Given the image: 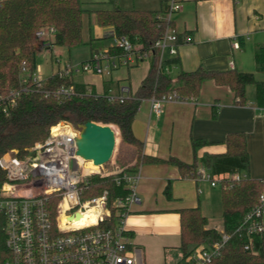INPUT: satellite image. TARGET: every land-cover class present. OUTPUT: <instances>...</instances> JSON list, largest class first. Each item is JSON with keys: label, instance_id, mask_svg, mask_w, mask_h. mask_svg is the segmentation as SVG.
I'll return each instance as SVG.
<instances>
[{"label": "trees", "instance_id": "trees-1", "mask_svg": "<svg viewBox=\"0 0 264 264\" xmlns=\"http://www.w3.org/2000/svg\"><path fill=\"white\" fill-rule=\"evenodd\" d=\"M110 1L112 8L95 10L97 24L113 27L115 35L125 36L138 49L149 51L150 68L138 89L123 102L110 100L106 95L97 96L94 91H88L84 84L76 82L72 76L55 73L46 79L42 87L23 93L8 116L0 115V157L12 149L25 152L36 142L43 141L50 128L61 121H67L76 127L95 121L115 125L122 141L138 148L139 156L135 163L123 165L127 172H137L146 163H170L179 168L183 178L197 179L200 167L222 177L235 172L244 173L247 177L240 181L221 183L222 231L208 227V218L199 206L181 209L182 258L176 263L165 264H189L188 259L197 248L214 245L221 240L223 233H228L231 237L223 247L221 256L210 264H264V236L256 237V252H252L245 249L247 237L236 232L245 212L258 202L263 188V181L251 178L248 173L250 154L246 134L229 133L226 138L227 150L224 152L205 151L200 154V150L210 142L204 138L193 139L194 160L187 163L174 156L161 158L143 153V142L133 131V122L145 99L169 94H176L181 101L197 99L203 83L214 80L217 85L229 87L235 94V103L239 105L249 103L247 89L254 86L255 102L264 107V81L257 80L253 72L235 68L213 71L203 67L194 71L181 70L175 81L171 70L180 63L179 57L166 56L160 61V51L154 47L167 27V22L158 20L157 14L167 11L168 0H161L158 12L124 9L116 0ZM84 13L82 0H0V94H6L11 87L19 85L23 65L30 72L36 70L38 52L43 45L37 37V31L44 26L56 28L55 45L73 49L88 44L93 52L96 49V39L85 40ZM191 40L192 34L189 32L178 34V43ZM118 51L120 50L115 47L110 48L111 53ZM256 60L258 68L264 70V45L257 48ZM70 85L74 86L75 94L46 95L47 90L54 91L61 86ZM118 162L117 160L115 163ZM118 176L93 175L84 192L86 199L101 196L108 191L107 206L111 210V216L100 223L99 226L104 228H114L120 223L121 211L114 206V201L130 193L125 182L116 181ZM5 180L6 174L0 167V201ZM165 194L169 199L173 198L172 181L168 182ZM9 257L10 252L6 247V214L0 205V263Z\"/></svg>", "mask_w": 264, "mask_h": 264}, {"label": "crops", "instance_id": "crops-1", "mask_svg": "<svg viewBox=\"0 0 264 264\" xmlns=\"http://www.w3.org/2000/svg\"><path fill=\"white\" fill-rule=\"evenodd\" d=\"M133 2L134 7H122V0L117 1L124 9H148L155 12L161 9V0ZM173 24L178 34H192L191 41L178 45L180 63L171 70L175 81L181 70L194 71L199 67L213 71L235 68L253 72L257 80L264 81V70L258 68L256 60L257 48L264 45V0H182V8L173 16ZM114 33L113 27L98 24L94 35L89 29L85 40L96 39L93 52L89 45L90 58L96 52L114 47ZM235 42L239 43L238 48ZM54 49L41 45L38 52V64L39 56L52 63V72L43 75L45 78L55 74L66 63H73L71 56L69 60L62 61L63 53L58 50L56 52L60 59H56L58 64L54 70ZM142 64H145L143 70ZM122 68L127 69L126 74H121L117 79L113 77L114 69L110 75L87 73L81 81L74 78L75 74L72 77L95 94L119 96L123 87L130 88L131 94H134L149 71L150 58L133 65H120L115 69ZM135 70L142 73L139 83L133 88L132 73ZM247 96L248 104H236L235 94L229 87L207 80L197 99L171 100L165 104L161 114L152 112L150 100L145 99L133 122V131L143 142V153L161 158L174 156L187 163L194 160L193 139L204 138L210 142L200 150V154L205 151L224 152L227 150V135L243 132L247 136L250 154L249 176L263 179L264 107L255 102L254 86L248 87ZM126 155L128 161L125 165L134 164L139 150L126 144ZM116 165L123 167L119 162ZM139 174L137 190L141 202L131 207L125 226L140 264L176 263L181 260L180 211L183 208L199 206L208 218V227L223 230L221 185L212 186L206 180L183 178L179 168L170 163L142 164ZM169 181H172V199L165 194Z\"/></svg>", "mask_w": 264, "mask_h": 264}, {"label": "built area", "instance_id": "built-area-1", "mask_svg": "<svg viewBox=\"0 0 264 264\" xmlns=\"http://www.w3.org/2000/svg\"><path fill=\"white\" fill-rule=\"evenodd\" d=\"M181 8L182 0H168L167 11L157 14L158 20L167 22L163 36L154 45L160 51V61L167 55L178 54V32L172 23L173 16ZM37 37L51 49L55 46L56 28L44 26L37 31ZM234 45L239 47L238 42ZM114 47L120 51L96 52L82 63H66L56 73L72 76L75 72L86 71L110 75L120 65H133L149 57V51L138 49L125 36L115 35ZM46 79L39 64L34 72L23 65L19 85L11 87L6 94H0V115L8 116L23 93L42 87ZM75 93L72 85L46 91V95L58 96ZM106 96L123 102L132 94L130 88L123 87L119 96ZM149 100L152 112L161 114L167 102L178 99L176 94H169ZM80 132V126L61 121L50 128L43 141L36 142L25 152L12 149L0 157V167L6 174L0 205L6 214V247L10 252V257L0 264H140L125 226L131 207L141 202L137 190L139 170L127 172L114 162L108 167L102 165L88 169L87 161H81L76 153V139ZM111 174H118L116 181L125 182L130 193L114 201V206L121 211L120 223L114 228H104L99 226L100 223L111 216L107 206L108 191L86 199L84 192L91 176L107 177ZM246 177L241 172L217 176L205 167H200L197 172V180L209 181L212 186ZM261 180L263 188L259 200L245 212L236 230L247 237L245 249L252 252H256V237L264 236V178ZM93 207L96 209V223L73 224V219ZM230 237V234L223 233L221 240L214 245L197 248L189 257V264H210L221 256Z\"/></svg>", "mask_w": 264, "mask_h": 264}, {"label": "rangeland", "instance_id": "rangeland-1", "mask_svg": "<svg viewBox=\"0 0 264 264\" xmlns=\"http://www.w3.org/2000/svg\"><path fill=\"white\" fill-rule=\"evenodd\" d=\"M83 1V7L85 9V13L83 16L84 20V36H86L89 33V29L91 28V32L94 35V31L97 27V21H96V13L95 9L97 8H106V7H112L113 4L110 0H82ZM118 1V0H117ZM120 3V2H119ZM125 4H130V6H125ZM122 7H134L133 0H122L121 3ZM53 48V69L55 70L57 68L56 64H58V59H60V55L56 51H61L63 53V57L61 58L62 61L69 60V57L71 56L73 64L82 63L84 61H87L90 59V47L89 45L85 44L78 48L72 49L71 51L66 47H61L55 45ZM58 58V59H57ZM57 59V60H56ZM39 64L41 65V71L43 75H48L52 72L51 68V61L46 62L45 59L41 56H39ZM63 62V63H64ZM147 65V64H146ZM145 67V64L141 65V68ZM126 68L122 69H114L113 70V77L117 79L121 74L124 76L126 74ZM141 70V69H140ZM92 72H75L74 78L77 81H81L84 79L85 75ZM142 71L135 70V72L132 73V86L133 88H136L137 83H139V78L141 76ZM116 131V145L115 150L113 153V156L108 164H105V167L110 166V163L116 162L117 160L120 162L121 165H125L128 161L127 155H126V143H124L120 137V132L118 128L113 125ZM87 168L88 169H96L98 168V165H95L93 161H87ZM219 190H221V187H218Z\"/></svg>", "mask_w": 264, "mask_h": 264}, {"label": "water", "instance_id": "water-1", "mask_svg": "<svg viewBox=\"0 0 264 264\" xmlns=\"http://www.w3.org/2000/svg\"><path fill=\"white\" fill-rule=\"evenodd\" d=\"M76 139L78 156L102 166L110 162L116 145V131L112 124L88 121L80 125Z\"/></svg>", "mask_w": 264, "mask_h": 264}, {"label": "bare ground", "instance_id": "bare-ground-1", "mask_svg": "<svg viewBox=\"0 0 264 264\" xmlns=\"http://www.w3.org/2000/svg\"><path fill=\"white\" fill-rule=\"evenodd\" d=\"M80 160L83 161V158H80ZM95 210L96 209L93 207L89 211L80 214L79 218L73 219V224L74 225H86V224L96 223L97 216H96Z\"/></svg>", "mask_w": 264, "mask_h": 264}]
</instances>
